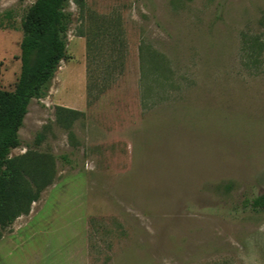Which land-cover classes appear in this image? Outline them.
<instances>
[{"label": "rangeland", "instance_id": "obj_1", "mask_svg": "<svg viewBox=\"0 0 264 264\" xmlns=\"http://www.w3.org/2000/svg\"><path fill=\"white\" fill-rule=\"evenodd\" d=\"M36 1L0 0L3 91ZM85 3L83 23L69 0L67 58L11 153L50 156L54 180L3 231L0 264H264L248 204L264 194V0ZM58 107L79 113L69 128Z\"/></svg>", "mask_w": 264, "mask_h": 264}, {"label": "trees", "instance_id": "obj_2", "mask_svg": "<svg viewBox=\"0 0 264 264\" xmlns=\"http://www.w3.org/2000/svg\"><path fill=\"white\" fill-rule=\"evenodd\" d=\"M74 2L84 23L85 0ZM68 6L69 0H37L29 8L22 22L20 77L13 92L0 89V239L4 230L30 213L31 206L54 180L55 165L50 156L29 151L11 157V153L21 146L19 131L31 101L47 95L61 62L67 58L72 22ZM79 36L87 37L91 49L89 35L82 30ZM92 81L91 76L89 90L94 87ZM78 115L69 108L56 109L57 122L68 128ZM248 204L252 210L264 212V194Z\"/></svg>", "mask_w": 264, "mask_h": 264}]
</instances>
